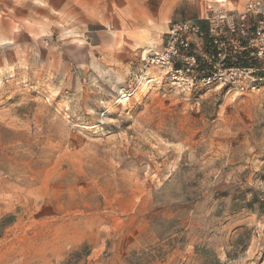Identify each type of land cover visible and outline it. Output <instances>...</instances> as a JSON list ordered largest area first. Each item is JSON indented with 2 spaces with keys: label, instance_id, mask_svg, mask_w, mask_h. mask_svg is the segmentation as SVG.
Returning a JSON list of instances; mask_svg holds the SVG:
<instances>
[{
  "label": "rangeland",
  "instance_id": "374dc122",
  "mask_svg": "<svg viewBox=\"0 0 264 264\" xmlns=\"http://www.w3.org/2000/svg\"><path fill=\"white\" fill-rule=\"evenodd\" d=\"M0 264H264V0H0Z\"/></svg>",
  "mask_w": 264,
  "mask_h": 264
},
{
  "label": "trees",
  "instance_id": "16d2710c",
  "mask_svg": "<svg viewBox=\"0 0 264 264\" xmlns=\"http://www.w3.org/2000/svg\"><path fill=\"white\" fill-rule=\"evenodd\" d=\"M200 29H201V32L202 33H205V42H206V44L211 45L212 48L216 51V46L213 45L214 44V39L209 34V24H208V22L201 21L200 22ZM249 52L250 51H244L243 52L244 56L249 55L250 54ZM215 53L217 55L218 52H215ZM232 59H233L232 57L226 58V61H225L226 66L231 67V66H234L235 65V63L232 61ZM241 62H242L241 63V66H243V67H249V65H248V63L246 61H241ZM210 74L211 73L208 71V73L206 75L207 76H210Z\"/></svg>",
  "mask_w": 264,
  "mask_h": 264
},
{
  "label": "built area",
  "instance_id": "2783aa9c",
  "mask_svg": "<svg viewBox=\"0 0 264 264\" xmlns=\"http://www.w3.org/2000/svg\"><path fill=\"white\" fill-rule=\"evenodd\" d=\"M168 56H171V53L170 52L168 53Z\"/></svg>",
  "mask_w": 264,
  "mask_h": 264
}]
</instances>
